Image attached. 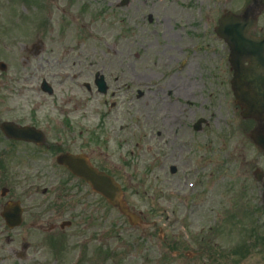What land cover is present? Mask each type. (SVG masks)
I'll use <instances>...</instances> for the list:
<instances>
[{
	"label": "flooded vegetation",
	"instance_id": "flooded-vegetation-1",
	"mask_svg": "<svg viewBox=\"0 0 264 264\" xmlns=\"http://www.w3.org/2000/svg\"><path fill=\"white\" fill-rule=\"evenodd\" d=\"M187 4L191 5L187 8L190 14L181 7H170L173 18L163 19L157 30L149 31V26L141 25L145 35L148 31L157 36L145 47L156 49L149 54L156 73L145 62L141 70L131 65L128 72L121 73L129 99L134 98V103L143 108L148 130L158 125L157 114L164 112L157 131L159 151L148 148L150 159L161 161L165 157L161 150L171 145L183 167L181 127L200 134L214 125L222 128L224 139H230L236 123V132L248 145L241 148L239 158L248 166L255 156V165L247 171L250 179L243 177L235 184V196L229 204L223 203L226 218L240 219L234 229L239 231L238 239L232 237L231 221H227L225 233L231 235L223 239L222 247L210 221L209 226L196 222L193 250L191 245L190 249L177 248L166 262L153 263L264 264V0H187ZM223 14L241 17L227 18L222 29L218 21ZM232 23L240 34L232 33ZM165 24L172 25V31ZM217 32H222L224 39ZM6 36L0 34V229L12 233L13 237L6 238L8 243L20 240V250L9 249L14 258L35 262V233L54 242L57 250L63 244L78 243L85 235V241H89V235L101 241L103 199L58 159L66 154L87 156L92 167L116 182L122 168L113 166L101 154L102 138L88 135L87 116L58 108L57 100L35 99V37L30 44L8 46ZM105 71L101 75L107 84L111 73ZM233 85L243 92L240 106ZM108 92L104 96L114 99V93ZM103 105H107L106 100ZM247 105H253L256 111ZM197 112L202 115L197 116ZM108 116L107 110L99 114L101 121ZM185 119L190 122L189 128ZM123 165V169L128 166L126 162ZM230 187L225 179L216 185L221 192L218 197L225 199ZM195 201H201L199 195ZM10 208L14 214H8ZM17 214L20 225L9 230L4 219ZM64 222L69 226L62 228ZM71 229L75 230L73 235ZM176 242L181 245L183 240L165 235L161 240L166 250L163 254L168 255L167 248Z\"/></svg>",
	"mask_w": 264,
	"mask_h": 264
},
{
	"label": "rangeland",
	"instance_id": "rangeland-1",
	"mask_svg": "<svg viewBox=\"0 0 264 264\" xmlns=\"http://www.w3.org/2000/svg\"><path fill=\"white\" fill-rule=\"evenodd\" d=\"M29 1L31 4L23 0H0V28L8 30L5 43L8 46L17 43L26 45L35 36V45L39 48L41 41L42 47L35 55V87L39 77L57 74L54 80L50 77L57 89L52 96L38 92L35 99H46L47 102L57 100L58 108L76 110L87 116L88 135L103 139L101 154L108 157L113 166L122 168L118 181L123 186L127 204L137 213L142 212L145 219L139 229L131 228L117 212L103 206L100 242L91 239L90 235L89 241H85V235L78 242L80 246L73 247L70 243L59 246L61 252L56 254L52 247L45 244L48 240L35 233V262H8V248L16 247L20 240L7 245L6 233H0V264H154L165 262L160 258L158 249L166 234L168 237H172L171 233L191 236L193 223L209 226V221L217 232L223 227L225 230L228 219L223 203L229 204L230 198L235 196V184L240 178L250 179L247 171L255 165V156L250 158L248 166L238 156L246 144L242 134L236 132L237 124L233 123L231 138L225 140H222V128L216 129L214 125L200 134L189 133L191 130L181 127L183 134L179 140L182 137L184 143H189L188 147H183L182 156L184 161L188 159L189 164L173 176L169 172L171 159H168V146L161 150L165 154L161 158V166L158 165L160 160L153 164L149 162L147 150L149 146L154 149V146L147 135L149 130L143 108L134 103V98L127 99V90L121 89L125 83L121 73L128 72L131 65L141 70L145 62L155 71L149 54L156 49L145 47L154 43L157 36L149 35L148 31L145 35L142 29L138 30L139 25L148 23L147 18L151 16L153 23H148L151 25L149 31L157 30L163 19L173 18L169 8L180 7V4L184 7L186 0H130L129 6L122 8L116 7L121 0H37L39 8L35 6V0ZM40 10L45 12L44 17ZM39 21H45L43 29L38 27ZM165 25L167 30L172 31V25ZM15 36L22 37L12 38ZM102 70L111 73L106 81L109 90L115 93L113 101L102 98L94 88L87 91L72 80L74 72L80 71L85 74L82 81L92 86L94 75ZM59 76H66L65 84H57ZM47 80L51 84L50 79ZM58 99L63 101L60 103ZM104 100L114 103L113 108L112 103L104 106ZM45 109L49 110V107ZM106 110L109 116L101 121L99 112ZM163 114H157L159 122L152 134L159 130ZM196 115L202 114L197 112ZM211 119L208 121L212 122ZM124 142L126 145H119ZM94 143L97 145V140ZM231 149L238 155L230 157L232 153L226 154ZM205 156L211 161L206 162ZM197 157L201 159L200 166L197 165ZM123 162L128 164L125 169ZM224 179L231 187L226 192V198L221 199L218 197L221 192L215 186L216 181ZM189 191V199H181L183 193ZM196 195H199L200 202L195 201ZM201 195H213L215 198L205 199ZM239 225L240 220L232 226L231 233ZM74 233L71 232V235ZM9 235L12 236L11 233ZM230 235L220 233L217 237L225 239ZM95 247L101 248L99 256L90 253ZM32 251L28 252L30 256Z\"/></svg>",
	"mask_w": 264,
	"mask_h": 264
},
{
	"label": "water",
	"instance_id": "water-1",
	"mask_svg": "<svg viewBox=\"0 0 264 264\" xmlns=\"http://www.w3.org/2000/svg\"><path fill=\"white\" fill-rule=\"evenodd\" d=\"M78 174H82V176L90 183L93 189L99 191L104 195L109 202L113 205L117 206L119 211L128 217V220L131 224H135L138 222V219L131 215L128 210L125 208L123 202L119 200L120 193L118 191V187H116L111 180L107 177L102 176V174L94 173L90 168L87 169H76L73 170Z\"/></svg>",
	"mask_w": 264,
	"mask_h": 264
}]
</instances>
